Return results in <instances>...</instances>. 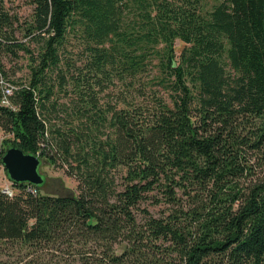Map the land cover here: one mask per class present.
Segmentation results:
<instances>
[{
  "label": "trees",
  "instance_id": "1",
  "mask_svg": "<svg viewBox=\"0 0 264 264\" xmlns=\"http://www.w3.org/2000/svg\"><path fill=\"white\" fill-rule=\"evenodd\" d=\"M6 1L0 163L18 147L77 192L0 187V264H264V0Z\"/></svg>",
  "mask_w": 264,
  "mask_h": 264
},
{
  "label": "rangeland",
  "instance_id": "2",
  "mask_svg": "<svg viewBox=\"0 0 264 264\" xmlns=\"http://www.w3.org/2000/svg\"><path fill=\"white\" fill-rule=\"evenodd\" d=\"M28 0H7L6 4L9 9L16 13L20 21L26 20L31 13L32 6L27 3ZM33 44V43H32ZM178 45L179 43L176 42ZM178 54V51L176 52ZM27 55L20 51L17 56L12 54L6 55L3 58L2 64L4 66L7 80H20L28 79L29 68L27 63ZM59 102H69V96H58ZM51 124L65 125V114L61 111L60 107H56L49 115ZM11 135L6 134L0 127V141L3 138H9ZM39 172L44 178V183L40 184L39 192L42 194L51 195H73L77 192V180L74 176H69L66 173L65 167L61 165L51 164L46 159H42L39 166ZM10 179L7 177L3 164L0 163V187L5 184H10ZM141 207H146L152 213L158 211L157 205H152L149 200L141 203Z\"/></svg>",
  "mask_w": 264,
  "mask_h": 264
},
{
  "label": "water",
  "instance_id": "3",
  "mask_svg": "<svg viewBox=\"0 0 264 264\" xmlns=\"http://www.w3.org/2000/svg\"><path fill=\"white\" fill-rule=\"evenodd\" d=\"M1 161L9 179L15 182L40 185L44 181L38 168L41 162L38 155L24 153L20 148L12 146L5 150Z\"/></svg>",
  "mask_w": 264,
  "mask_h": 264
},
{
  "label": "built area",
  "instance_id": "4",
  "mask_svg": "<svg viewBox=\"0 0 264 264\" xmlns=\"http://www.w3.org/2000/svg\"><path fill=\"white\" fill-rule=\"evenodd\" d=\"M0 86H1L0 105L15 110L16 105L12 103L11 97L14 94V91L18 88V86L4 79H0ZM25 187L27 191L33 194H37L39 191L36 185L29 182H26ZM2 191L6 193L8 196L13 195L12 182H10V184H5L4 186H2Z\"/></svg>",
  "mask_w": 264,
  "mask_h": 264
}]
</instances>
